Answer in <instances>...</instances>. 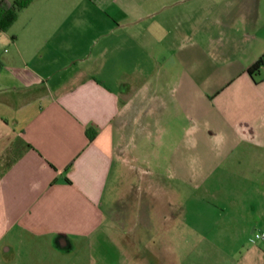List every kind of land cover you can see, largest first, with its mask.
Listing matches in <instances>:
<instances>
[{
	"label": "crops",
	"instance_id": "0c3cea01",
	"mask_svg": "<svg viewBox=\"0 0 264 264\" xmlns=\"http://www.w3.org/2000/svg\"><path fill=\"white\" fill-rule=\"evenodd\" d=\"M185 1L34 0L0 33V260L88 243L113 254L88 264H129L156 214L159 264H187L186 228L218 264H264L249 240L264 230V69L247 73L264 58V0H226L205 24L187 23ZM155 57L161 75L145 67ZM112 179L145 193L131 186L129 226L111 242ZM221 233L225 246L207 236ZM195 253L188 264H205Z\"/></svg>",
	"mask_w": 264,
	"mask_h": 264
},
{
	"label": "rangeland",
	"instance_id": "374dc122",
	"mask_svg": "<svg viewBox=\"0 0 264 264\" xmlns=\"http://www.w3.org/2000/svg\"><path fill=\"white\" fill-rule=\"evenodd\" d=\"M92 1L96 2L98 0H92ZM158 1L169 3L172 0H116L117 3H120L126 9H130V8L138 9L143 5L145 6L146 3L158 2ZM225 3H226V0H189V1L183 2V4H181L182 6L180 5L178 11L183 10V12L185 13V18L187 20V23L189 21L191 22L194 21V23H197L200 20L203 22V24H205L208 22V19L210 17L214 16L213 13L216 11V9L221 12L225 11L224 9L227 8ZM79 13L80 12L76 10L74 12V16L78 17ZM170 13H171L170 15H172V12ZM216 34L217 33H213V35H216ZM97 42H91L90 45L93 44L94 47L95 46L97 47L98 45ZM128 60H129V64H131L130 63L131 60L132 62L137 61L135 59H128ZM138 60L141 64L143 63L141 59H138ZM147 61H148L147 62L148 64L143 63V64H147L145 67H147L148 69L154 70L155 74L161 75L162 65L165 66V63H163L164 62L163 58L155 57L153 59H147ZM131 65H133V63ZM129 182L130 181L126 179L124 180V182L119 184V182H116L115 180L113 181L112 179L105 193L104 211L106 214V220H105V225H104V231H105L106 237H108L109 239L108 241H111V242L114 241V237L117 236L114 233L115 228L119 227L121 231L122 230L124 231L126 228H128L127 226H129L130 219H131L129 218V215L131 214V211L134 209V207L131 209V206H133L134 203H131L128 200V194L129 196H132L130 195V193H128L129 190L131 189V186L134 189L132 190V194L138 195V194L145 193L144 186L142 185L141 186L139 185L130 186ZM167 189L169 191H173L174 189L179 190L180 194H182V196L186 198H189L190 196L194 194V189L189 186H168ZM138 209L142 210V208L140 207V203H138ZM192 222L193 221L190 220L187 223L193 224ZM161 227H162L161 219L157 218V215L155 214L153 224L151 227L153 228L152 233L150 232V229H149L148 234L141 235L143 237L141 239L142 246H140V249L128 251V253L131 255L130 258L132 259L131 263L129 264H136V263L143 264L142 263L143 258L145 259L148 258V260H152L153 263L155 264L160 263L161 261L160 259L163 253H162V250H160L159 248H161L162 242L167 241L166 236L163 234ZM186 232L187 233L184 234V236L187 238V243H186L185 250H184L186 261H187L186 263L188 264L192 261V260L190 261L188 257L189 253L196 252L195 256L197 257V259L203 261V263L218 264V261L220 260V254H218L216 250L211 249V247H213L212 244H210L209 242H203L202 245H200L201 243H199V240H198V237L200 235L193 234L190 230H188V228H186ZM202 235L206 236L204 234ZM126 236L130 237V234L128 233L126 234ZM207 236L210 239H216V241H218V244L222 246L223 245L225 246L226 242H228L229 240L228 238L229 235L225 233L212 234V235L207 234ZM147 237H148V240H147ZM151 238L153 241V244H152L153 249L146 250L145 249L146 243L147 242L149 243ZM249 240H251V238ZM175 242L177 243V239L175 240ZM89 245L90 244L88 243H81V245L79 244L78 249L76 251H71V252L69 251L61 252L58 250L54 251L52 250V248L49 249L42 245L33 246L32 248L29 245H25V246L20 245L19 247H16L18 258L16 262H14V264H30V261H32L33 263V260L35 259H37L38 262L41 261L42 263H45V264H88L93 260L101 259L103 257L107 259H112L113 254L110 252V250H107L105 254H103L101 253V251H97L94 245H91V246ZM199 246H201L202 249H200V251H197L199 250L197 248ZM0 264H13V262L8 263L7 261H5V259H1Z\"/></svg>",
	"mask_w": 264,
	"mask_h": 264
},
{
	"label": "trees",
	"instance_id": "16d2710c",
	"mask_svg": "<svg viewBox=\"0 0 264 264\" xmlns=\"http://www.w3.org/2000/svg\"><path fill=\"white\" fill-rule=\"evenodd\" d=\"M34 0H0V33L7 32L13 23L17 20L21 11L26 9ZM264 69V58L259 59L247 69V73L254 77ZM87 135L90 140L96 136V131L87 130ZM69 182V181H67Z\"/></svg>",
	"mask_w": 264,
	"mask_h": 264
},
{
	"label": "built area",
	"instance_id": "2783aa9c",
	"mask_svg": "<svg viewBox=\"0 0 264 264\" xmlns=\"http://www.w3.org/2000/svg\"><path fill=\"white\" fill-rule=\"evenodd\" d=\"M250 242L253 244L258 243V242L264 243V230L253 233Z\"/></svg>",
	"mask_w": 264,
	"mask_h": 264
}]
</instances>
